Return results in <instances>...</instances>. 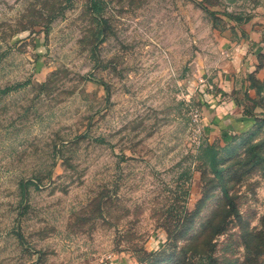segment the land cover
<instances>
[{
    "label": "rangeland",
    "instance_id": "obj_1",
    "mask_svg": "<svg viewBox=\"0 0 264 264\" xmlns=\"http://www.w3.org/2000/svg\"><path fill=\"white\" fill-rule=\"evenodd\" d=\"M263 8L0 0V264H264V85L229 67Z\"/></svg>",
    "mask_w": 264,
    "mask_h": 264
},
{
    "label": "crops",
    "instance_id": "obj_2",
    "mask_svg": "<svg viewBox=\"0 0 264 264\" xmlns=\"http://www.w3.org/2000/svg\"><path fill=\"white\" fill-rule=\"evenodd\" d=\"M252 21L253 24H250V27H252V30H247V33L249 35L245 34L242 38H240L238 41L234 44V49L231 51V59L229 61V67L233 68V65H235L236 70H243L248 74V72L254 70L255 66L259 63L258 58L259 53L262 51V47L264 46V42L260 39V31H264V8L259 10L256 15H253ZM249 21V20H248ZM247 22V21H246ZM264 53V50L263 52ZM263 57V56H262ZM237 64V66H236ZM254 77L257 80H262L264 78V66L257 67L254 72ZM245 82L243 89H246L247 94L250 97H253V92L250 88H247V81ZM229 84V82H228ZM232 91L239 90L240 88L234 87L233 89L230 86L229 87ZM228 88V89H229ZM239 99L234 98V96H231L228 98L227 103L230 104L231 109L229 110V114L234 116V112L237 111V107L239 105Z\"/></svg>",
    "mask_w": 264,
    "mask_h": 264
},
{
    "label": "trees",
    "instance_id": "obj_3",
    "mask_svg": "<svg viewBox=\"0 0 264 264\" xmlns=\"http://www.w3.org/2000/svg\"><path fill=\"white\" fill-rule=\"evenodd\" d=\"M100 32H102V29L99 30ZM261 57V55H259ZM264 59V57H263ZM259 61V59H258ZM260 66H264V65H261L260 63H258L254 70L248 72V74H246V80L248 82L247 84V88H252L254 90V94H258L260 92V89L263 87L264 85V79L262 80H257L255 77H254V72H255V69H257V67H260ZM243 93L246 94V89L243 90ZM250 97V96H249ZM229 108L228 109H231L230 106H228ZM229 111V110H228ZM227 111V112H228ZM245 114V113H244ZM239 121H242V119H240ZM238 127V126H237ZM221 128V133H222V137L225 139L227 137H230L233 133L232 132H228V130L222 126L220 127ZM225 141H228L227 139H225ZM201 150H204V154L206 155L207 159H208V165H209V168H210V172L211 174L214 176V177H219L220 176V169L216 167V164L218 163V158L216 157V148L212 145V144H207L205 146H203V148ZM221 190H222V193L224 196L227 195V192H226V189L225 187H221ZM206 190L205 192L202 193V197L200 198V201H202L203 198H205V194H206ZM246 236H248V234H246ZM249 242L250 240L248 239V241L246 242L245 245H249ZM262 250L260 248H254L253 252H250L251 255L252 253H254V255H258V254H261ZM148 257L151 258V260H149V262L147 264H157L158 262L160 261H164V260H169L170 256H164L162 255V253H159V252H152V253H147ZM245 256V264L247 263V261H249V259H252L254 255L252 256ZM172 256V255H171Z\"/></svg>",
    "mask_w": 264,
    "mask_h": 264
}]
</instances>
